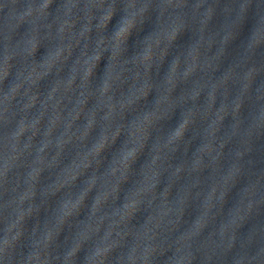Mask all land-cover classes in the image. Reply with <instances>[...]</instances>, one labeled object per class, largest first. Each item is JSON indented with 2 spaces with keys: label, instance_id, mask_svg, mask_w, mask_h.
I'll return each instance as SVG.
<instances>
[{
  "label": "clouds",
  "instance_id": "obj_1",
  "mask_svg": "<svg viewBox=\"0 0 264 264\" xmlns=\"http://www.w3.org/2000/svg\"><path fill=\"white\" fill-rule=\"evenodd\" d=\"M206 3L0 0V264H264V0Z\"/></svg>",
  "mask_w": 264,
  "mask_h": 264
},
{
  "label": "water",
  "instance_id": "obj_2",
  "mask_svg": "<svg viewBox=\"0 0 264 264\" xmlns=\"http://www.w3.org/2000/svg\"><path fill=\"white\" fill-rule=\"evenodd\" d=\"M209 3H211V0H208V3L205 4L204 9H201L200 15H203V14L205 13V11H206V9H207ZM53 7L55 8V5H54ZM190 8H191V6H190ZM189 10H190V9H189ZM116 19H117V18H114L112 24L109 25V32H110L111 29H112V25L115 24ZM153 19H154V16H153ZM221 19H222V18L214 19L213 24L218 25V24L221 22ZM149 31H151V25H150L149 23H146L145 28H144V31L140 34L141 37H143L144 35H147ZM95 36H96V33H95V31H94V32H93V37H92V38L95 39ZM135 39H136V37L134 36L133 38H131V39L129 40V49H128V53H127V55H129V56L132 55V54L134 53L133 44H134ZM190 42H191V32H186V33L180 38V40L178 41V43H180V44H182V45H184V46H187V44L190 43ZM236 43H239V41H237ZM82 46H83V41L81 42V46L78 47V48H76V49L74 50V52H73V56H72L71 58H69V60L67 61V63L64 65V72H63L62 75H63L65 78H67V75H68V67H70V66L72 65L73 60H74L75 57L79 54L80 49L82 48ZM234 46H235V45H233V47H234ZM44 52H45V49L41 48L40 51H39V53H38L37 58L39 59L40 56H42V55L44 54ZM230 59H231V57H229L228 60H225V61H224V63L222 64L220 70L217 71V72L215 73V76L218 77V76H220V75L222 74V72L228 67V63H229ZM2 60H3V41L0 40V62H2ZM170 60H171V56H169V57L167 58V60L164 62V65L162 66V68H161V70H160V73H159V76H158V77L155 75V70H154V72H153V80H154V81H158L160 78L163 77L164 73L167 71L168 63H170ZM106 63H107V53H105V57H104V59L101 61L100 67H99L98 72H97V76H99V75L102 73V70H103V68H104V66H105ZM55 73H56V69L54 68V69H53V75L48 76V77H45V79L40 83V85H39L40 99L37 101V107H36V108H33V109L31 110V113H30L31 116L35 117L36 115L39 114V110H40V100L44 99V97L46 96L48 90H49L50 87L53 85V83H54V81H55V78H56V77H55ZM15 75H16V69H15V67H14L13 72H12V74L9 76L8 80L5 81V83H4L3 85H0V90H2V91H7V89H8L13 83L17 82L16 79H15ZM257 82H259V81H257ZM35 90H36V89H34V91H35ZM179 90H180V89L178 88V89H177V93H179ZM154 100H155V92L153 91L152 93H150V95H149V97H148L149 104L153 103ZM23 102H24V101H23V97H22V96H18V97H17V100H16V101H13V108H14V110H17V111H18V110H19V105H20L21 103H23ZM178 118H179V110L176 111V113H175L174 116L172 117L171 121H169V122H167V123H168V124H171V125H175V123H176V121L178 120ZM46 119H47V118H46ZM83 122H84V121H83V117H82V118H81V121H79V122L77 123V127H81V129H82ZM227 123H228V121L226 120V121H225V124H227ZM97 134H98V130H96V131L93 132V136H95V135H97ZM118 142H119V141H118ZM198 144H199V140H197V141H195V142L193 143L192 147L189 149V155H191V152L195 150V147L198 146ZM71 153H72V150H71V147H70L69 150H67V151L65 152L64 156L61 157V163H62V164H63V163H64V164H67V163L70 162V156H71ZM255 155H256V158L259 159V152H257ZM144 159H145V157H141V159H140V161L138 162V164H139V163H142ZM180 159H181V154L178 153V154H177V159L174 160L173 163H179ZM137 166H138V165H137ZM205 175H207V170L205 171ZM53 179H54V177H53ZM81 179H82V178H81ZM42 181L45 182V183L50 182V180L48 179V173H47V172H45V173L42 175ZM77 184H78V186H80V185H81V181L78 180V181H77ZM163 185H164V182H163V179H162V183H161V185H160V190H162ZM129 187H131V184H130V183H129V184H126V185L124 186V189L127 190V188H129ZM234 191H235V190H234ZM122 198H123V192L121 193V200H122ZM231 203H232V201L230 200V201H229V204L226 206V209H227V207H230V206H231ZM190 212H191V215L189 216L188 214H186L185 219L191 220V219H194V218H195V214H196L195 211H194V210H190ZM44 215H45L44 212L41 211V214H40V219H41V221H43V219H44ZM138 215L140 216V218H141V222H142V219H143L144 216H146V213H141V214H138ZM33 222H34V221H29V225H31ZM134 222H135V221H134ZM82 258H83V253H81V259H82Z\"/></svg>",
  "mask_w": 264,
  "mask_h": 264
}]
</instances>
